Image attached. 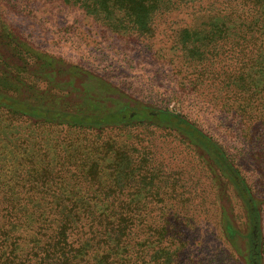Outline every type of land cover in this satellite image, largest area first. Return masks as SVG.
I'll list each match as a JSON object with an SVG mask.
<instances>
[{
    "label": "rangeland",
    "instance_id": "rangeland-1",
    "mask_svg": "<svg viewBox=\"0 0 264 264\" xmlns=\"http://www.w3.org/2000/svg\"><path fill=\"white\" fill-rule=\"evenodd\" d=\"M235 1L174 0L144 5L151 16H128L114 0H0V94L71 113L127 109L131 117L81 128L0 107V166L18 176L51 164L48 178H71L68 162L80 157L70 155L90 151L91 163L102 151L109 170L99 177L122 183L114 194L151 200L149 237L166 233L163 246L176 250L168 262L245 264L222 235L202 151L177 129L130 114L167 110L194 123L256 195L264 192L263 47L246 28L253 12Z\"/></svg>",
    "mask_w": 264,
    "mask_h": 264
},
{
    "label": "trees",
    "instance_id": "trees-1",
    "mask_svg": "<svg viewBox=\"0 0 264 264\" xmlns=\"http://www.w3.org/2000/svg\"><path fill=\"white\" fill-rule=\"evenodd\" d=\"M114 1L125 7V15L148 16L150 11L144 5L154 9L159 3L170 5L174 0ZM239 1L244 8L253 12L251 19L246 20V28L248 33L255 34L257 40L261 41L264 55V0ZM255 65L251 58L246 62L249 70H253ZM243 101L249 106L252 99L244 96ZM0 107L19 116L81 128L95 126L99 129L112 122L131 118L126 116L127 109L116 108L103 114L71 113L30 105L2 94ZM131 113L134 114L133 118H144L163 127L177 129L186 141L202 151L219 194L223 188V193L226 191L227 195L231 191L243 203L251 232L248 250H244L245 247L242 250L236 244L241 235L230 222L225 207L222 209V235L236 255L244 258L245 264H264L261 225L264 192L256 195L243 178L236 162L194 123L167 110L142 108ZM99 152L91 154L95 157L91 163L86 162L90 151L70 155L80 157L78 163L68 162L66 168L78 173L71 178H54L57 173L54 176L50 174L52 179L50 176L48 178V174L52 173L51 164L41 169H29V173L21 169L18 176L11 173L10 168L0 166L4 174H0V264H177L174 260L167 261V256H174L176 250L169 251L163 246L166 233L158 231L155 241L149 237L146 208L151 200L144 196L135 198L115 195L113 189H122L119 187L122 183L116 180L104 182L99 177L106 175L109 170V165L99 162L103 153ZM59 168L62 169L63 165ZM112 169L113 172L118 171L115 166ZM155 242L156 246L153 245Z\"/></svg>",
    "mask_w": 264,
    "mask_h": 264
},
{
    "label": "flooded vegetation",
    "instance_id": "flooded-vegetation-1",
    "mask_svg": "<svg viewBox=\"0 0 264 264\" xmlns=\"http://www.w3.org/2000/svg\"><path fill=\"white\" fill-rule=\"evenodd\" d=\"M224 189L221 188L220 189V194L218 192V200H219V224H220V229H221V232H222V228H223V225L221 227V224L223 223V216H222V209L225 207L227 210H228V213L227 215L229 216L230 218V222L234 225V227H236V229L239 230V234L241 236H239L240 238L236 240V244L243 250V247L244 246L246 249L244 250H248V247L247 245L250 243L248 240H249V237L251 235V232H250V225H249V221H248V216L245 212V209L243 208V203L238 200L236 197L234 199L230 198V194L229 192L227 193V195L229 196V200L227 202L226 200V191L223 193ZM224 194V195H223ZM234 200V201H233ZM241 210V211H240ZM238 212V214H237ZM239 215H241V218L243 220L242 223H239V220H238V217ZM261 225L262 227H264V218L262 219L261 221ZM245 255V254H244ZM242 255V256H244ZM243 261L244 258H241Z\"/></svg>",
    "mask_w": 264,
    "mask_h": 264
}]
</instances>
